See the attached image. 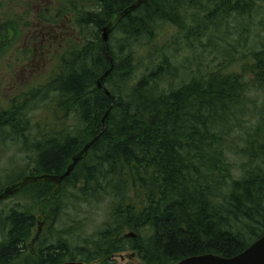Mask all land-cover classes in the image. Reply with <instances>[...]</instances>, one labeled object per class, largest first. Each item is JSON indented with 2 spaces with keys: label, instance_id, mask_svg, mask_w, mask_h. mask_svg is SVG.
<instances>
[{
  "label": "trees",
  "instance_id": "1",
  "mask_svg": "<svg viewBox=\"0 0 264 264\" xmlns=\"http://www.w3.org/2000/svg\"><path fill=\"white\" fill-rule=\"evenodd\" d=\"M83 1L70 0L82 7H74L76 34L47 83L56 93L55 114L60 120L73 115L75 132L55 123L52 133L39 138L27 134L29 118L13 103L0 112V140L6 132L4 137L32 147L36 156L28 175H40L61 174L71 156L98 137L58 185L36 182L18 193L29 191L46 217L56 214L53 204L64 196V186L74 190L77 201L113 194V223L99 233L92 249L77 250L86 263L117 264L113 256L126 247L136 250L145 264H172L203 253H240L264 232V130L258 126L259 132L249 135V152L243 155L252 165L244 166L238 177L231 173L225 152L223 124L245 101L242 80L236 74L193 77L171 87L165 79L176 76V68L165 58L130 83L136 70L135 42L150 38L158 20L182 22L186 0H146L118 22L106 44L101 27L133 0H95L88 8ZM220 3L230 11L252 7L248 0ZM5 31H0V41ZM255 59L263 81L264 51ZM110 60L112 69L103 80L107 95L96 81L110 68ZM160 82L170 87L158 89ZM35 216L15 210L5 217L0 264H59L71 255L72 247L68 250L61 241L39 246L36 254L28 251ZM123 228L133 229L135 237L121 235Z\"/></svg>",
  "mask_w": 264,
  "mask_h": 264
},
{
  "label": "rangeland",
  "instance_id": "2",
  "mask_svg": "<svg viewBox=\"0 0 264 264\" xmlns=\"http://www.w3.org/2000/svg\"><path fill=\"white\" fill-rule=\"evenodd\" d=\"M94 1L84 0V8L91 7ZM189 1L183 6L182 22L158 20L153 24L150 38L141 37L135 42L136 70L129 80L134 83L143 72L157 67L165 58L176 68V76L165 79L171 82V87L193 77L238 75L245 101L236 107L233 119L223 124L225 152L231 173L238 177L244 166L252 165L243 155L249 152V147L246 148L249 135L255 136L258 126L264 130V79H258L255 68L256 54L264 51V0H248L252 4L248 12L245 9L230 11L222 7L220 0ZM75 6L80 7L72 5L70 0H0V31L6 30V37L0 41V112L13 103L21 105L29 118L26 133L37 138L42 133H52L51 126L55 123L67 128L66 132L76 130L72 127L73 115L58 119L59 114H55L54 109L56 93L47 87L61 52L71 47L69 42L76 34ZM46 7L50 9L48 12ZM114 42L115 39L112 45ZM168 86V82H160L158 89ZM5 133L0 140V189L20 175H28L36 156V151L25 147L23 140L4 137ZM67 187H63L64 196L61 194L53 204L57 211L50 217L39 213V200L31 197L29 191L1 200L0 241L5 235L1 225L11 211L30 212L36 215V223L27 241L28 251L36 254L39 246L61 241L68 250L72 247L66 260L72 256V260L96 264L86 263L77 250L92 249L100 241L99 233L113 223L115 199L112 194L77 201L72 196L74 190ZM125 233H133L134 238L136 232L121 229L120 234ZM113 257L117 264H145L136 250L128 247L117 251Z\"/></svg>",
  "mask_w": 264,
  "mask_h": 264
},
{
  "label": "water",
  "instance_id": "3",
  "mask_svg": "<svg viewBox=\"0 0 264 264\" xmlns=\"http://www.w3.org/2000/svg\"><path fill=\"white\" fill-rule=\"evenodd\" d=\"M145 1L146 0H135L132 4L126 6L121 11L112 14L111 17L108 19L107 23L101 27L102 41L104 43H107L110 32L118 24V22L122 18H124L128 13L138 8ZM110 63H111V67L105 72H103V74L96 81L97 87L102 88L107 94H108V89L102 85V81L107 77L109 71L112 69L111 60ZM108 111L109 109L106 111L105 115L101 120L102 124L107 116ZM97 137L98 135L94 136L92 139L85 142L82 148L71 156V162L66 166V169L61 174L44 173L40 175L21 176L20 178L16 179L10 184L5 185L2 188V190L0 191V201L6 199L8 196H11L19 192L25 185L28 184L48 181L58 185L63 178H65L70 174L74 166L87 155L88 149L97 139ZM127 235L133 236V233H129ZM35 239L36 238H34L32 242H34ZM59 264H85V263L81 260H66ZM172 264H264V232L253 242H251L243 251H241L236 255L230 257H224L213 253H203V254L184 257Z\"/></svg>",
  "mask_w": 264,
  "mask_h": 264
},
{
  "label": "bare ground",
  "instance_id": "4",
  "mask_svg": "<svg viewBox=\"0 0 264 264\" xmlns=\"http://www.w3.org/2000/svg\"><path fill=\"white\" fill-rule=\"evenodd\" d=\"M134 1H135V0H133L130 4H132ZM130 4H129V5H130ZM106 23H107V22H106ZM106 23H105V24H106ZM102 43H103V44H106V43H104L103 41H102ZM110 67H111V63H110ZM110 71H111V70H110ZM102 74H103V73H102ZM102 85H103L105 88H107V87L105 86V84L103 83V81H102ZM101 89H102V88H101ZM107 89H108V88H107ZM102 90H103V89H102ZM103 91H104V90H103ZM104 92H105V91H104ZM105 94H107V93L105 92ZM107 95H110V94H109V90H108V94H107ZM81 148H82V147H81ZM81 148H80V149H81ZM80 149H79V150H80ZM79 150H78V151H79ZM75 153H76V152H75Z\"/></svg>",
  "mask_w": 264,
  "mask_h": 264
}]
</instances>
